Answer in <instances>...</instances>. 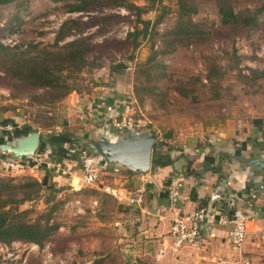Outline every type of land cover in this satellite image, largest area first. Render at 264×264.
Instances as JSON below:
<instances>
[{
	"label": "rangeland",
	"instance_id": "1",
	"mask_svg": "<svg viewBox=\"0 0 264 264\" xmlns=\"http://www.w3.org/2000/svg\"><path fill=\"white\" fill-rule=\"evenodd\" d=\"M258 1L233 0L232 4L235 10H239L257 6ZM128 2L147 8V12L141 15L143 20L153 22L161 16L160 24L151 31L158 35L151 37L150 26L147 37L138 38L137 46L127 37L137 27L141 28L135 15L126 8L107 3L91 6L87 11L69 12L63 1L31 0L24 8L20 0H16L11 5L0 7V31L8 24L14 26L13 32L8 34H16L19 44L39 45L40 48L54 42L63 22L75 21L78 28L58 43L61 45L74 38L85 41L88 65L80 73H71L68 77V84L78 91L71 93H89L99 77L111 82L113 79L109 78L115 76L118 83L113 86L124 96L131 97L126 99L129 107L125 111H129L135 120L147 122L144 130L155 133L156 144L166 150H182V145H205L216 139V131L225 134L228 130L226 134H238L244 129L253 134L257 124L261 123V130L264 128V77L254 83L245 80L251 77L249 69L264 72V15L257 28L222 27L215 3L201 0L192 20L206 23L209 40L202 45L177 46L172 53L158 56L166 76L158 83L160 94L152 99L140 90V83L145 79L140 64L151 55L152 42L154 51L161 49L160 35L171 29L176 21L177 0ZM15 16L20 18L21 23L14 20ZM207 59L215 61L224 74L219 81L218 95L205 79ZM112 67L117 69L116 72L111 70ZM134 86L138 92L134 91ZM42 94L44 91L41 89L17 85L8 79L1 69L0 59V100L7 99V106L13 109L17 108V104L30 108V111L33 108L30 121L41 128V134H52L59 120L58 104L68 95L59 102L47 100L45 105L36 106L33 98ZM161 104L164 106L161 107ZM46 122L51 125L45 126ZM261 133L259 131L256 144L262 149L264 133ZM85 140H79L78 147L85 146ZM25 176L0 172V177L13 178L14 184L20 183ZM81 184L80 189L73 190L69 183H64L56 193V200L62 201L61 208L55 213L60 226L44 246L52 254L50 260L46 258V252L37 253L31 244L13 242L11 249L0 245V264H10L27 255V264H91L97 259L101 260L98 264H123V247L133 244L134 239L125 234V222H122L125 219L120 220L117 215L118 212L125 213L128 207L123 205L125 208L120 209L117 200L110 194ZM49 186L50 183L46 185ZM45 207L39 199L20 205L19 210H30L28 218L33 221ZM136 224L138 222L133 220L132 225Z\"/></svg>",
	"mask_w": 264,
	"mask_h": 264
},
{
	"label": "crops",
	"instance_id": "2",
	"mask_svg": "<svg viewBox=\"0 0 264 264\" xmlns=\"http://www.w3.org/2000/svg\"><path fill=\"white\" fill-rule=\"evenodd\" d=\"M111 70L116 72L117 69L112 67ZM111 79L109 82L105 77H99L91 92L71 93L61 101L56 131L52 134H41V128L30 121L33 108L31 112L30 108L17 104L13 109L7 106V99L0 100V124L13 126L11 133L0 135V144L30 132L39 133L36 153L50 154L63 161L67 173L61 175L67 176L66 183L73 190L80 189L82 171L76 160L78 141L87 139L84 143L89 146L87 141L99 140L100 135L120 136L121 133L111 129V123L113 119L122 118L129 107L126 99L131 97L118 92L113 86L118 83L116 77ZM257 125L261 127V123ZM258 127L253 134L244 129L238 134H226L228 130L225 134L216 131V139L211 142L182 145V150H166L157 145L147 173L122 169L121 173L113 175L110 165L115 164L105 165L100 161L106 166L101 172L104 175L98 185L90 187L100 191L109 187L116 192V197L108 194L117 200L120 209L125 208L123 205L128 207L125 213L118 212L117 215L120 220L125 219L122 221L125 222V234L134 239L133 244L123 247L124 263L264 264V168L252 161L264 160V149L256 144ZM86 145L80 147L99 159ZM9 155L0 151V159ZM37 173L38 177H33L28 172L17 170L10 175L31 176L46 185L60 174L43 169ZM171 186L179 192L174 204L167 199ZM130 198L137 202L129 203ZM228 203L242 210L248 219L247 235L240 250L232 249L227 228L218 225L202 227L195 243L185 244L176 252L168 250L170 229L176 218L204 208L209 217L216 219L227 214ZM133 220L138 224L132 225ZM160 250L166 253L160 256Z\"/></svg>",
	"mask_w": 264,
	"mask_h": 264
},
{
	"label": "trees",
	"instance_id": "3",
	"mask_svg": "<svg viewBox=\"0 0 264 264\" xmlns=\"http://www.w3.org/2000/svg\"><path fill=\"white\" fill-rule=\"evenodd\" d=\"M15 1L0 0V7L11 5ZM30 1L20 0V4L24 8H27L26 5ZM51 1L65 2L69 12L87 11L91 6L105 3L126 8L135 15L138 23L141 25V28L137 27L127 35L129 39H132L134 46L139 44V37H142V39L147 37L150 26L151 32L161 22V16L153 20V22L147 19L143 20L141 15L147 12V8L137 6L128 2V0ZM200 1L177 0L176 21L171 29L166 30L160 35L162 40L161 49L154 51V42H152L150 45L151 55L144 63L140 64L141 72L145 74V79L140 83V90L145 95L152 97V99H156L160 94L158 83L166 76L164 65L158 60V56L172 53L177 46L202 45L209 40L210 32L205 28L206 23L194 22L192 20L193 15L198 10ZM212 1L215 3V11L222 27L253 29L261 25V18L264 15V0H259L257 6L244 7L239 10L234 9L232 4L233 0ZM14 20H19L18 23H21L18 16H15ZM104 25L107 26V22ZM78 26L73 20L63 22L55 35L54 42L40 48H38L39 45L28 46V44H19V46L10 48L0 42L1 69L4 75L8 79L15 81L17 85H26L44 91V94L37 95L33 98L37 102V104L33 103L36 106L43 105L47 100V102L56 103L71 92L78 93L77 90L68 84L67 79L71 73H80L88 65L86 61L85 41L83 38H74L61 45L58 44L68 37L73 29L78 28ZM14 29V26L8 24L7 28L0 31V39L5 34L13 32ZM101 31H104V29H101ZM154 35L156 36L158 33L151 32V37ZM232 56L233 58L236 57L235 50H233ZM206 71L205 79L209 85H213V90L218 95L217 91L220 89L219 81L224 74L221 72L217 63L211 59H207ZM249 72L251 77H246L245 80L247 82L252 81L254 83L256 79L258 80L264 77V72L262 71L249 69ZM134 91H139H137L136 86H134ZM163 106L164 104H161V107ZM53 123L54 121L52 120L51 124ZM51 124L46 122L45 126ZM259 131L263 134L264 128L261 130L259 126ZM157 145L155 142L153 152ZM57 177H60L59 182L56 180ZM56 179L55 181H51L49 187H46L47 184L45 185L43 181L31 176H25L18 184L13 183V178L0 177L1 244L10 246L13 242H21L35 244L39 248H43L45 243L57 233L60 224L55 219V213L61 208L62 201L56 200L55 197L56 193L62 189L63 184L66 183L67 176L56 174ZM94 190L99 191L97 189ZM43 191L47 192V194H43ZM39 199L46 206L45 210L37 213L34 220L30 221L28 214L31 211H21L19 210V206ZM99 262L101 260L97 259L91 264H98Z\"/></svg>",
	"mask_w": 264,
	"mask_h": 264
},
{
	"label": "built area",
	"instance_id": "4",
	"mask_svg": "<svg viewBox=\"0 0 264 264\" xmlns=\"http://www.w3.org/2000/svg\"><path fill=\"white\" fill-rule=\"evenodd\" d=\"M1 26V23H0ZM14 33L5 34L0 42L7 47L14 48L19 46L17 38H15ZM147 122L141 120H135L132 114L126 112L123 117L119 120L113 119L111 126L113 130L118 133H124L128 130H134L139 132L147 128ZM13 131V126L11 124L0 125V135L9 134ZM76 160L79 168L82 171L81 182L85 185L96 186L100 183L101 177L104 175L102 169L106 166L100 164V160L91 155L87 149L83 147H77L76 150ZM111 174L118 175L121 173L122 168L117 165H110ZM40 169L47 170L50 172H56L60 174H66V168L63 161L53 158L50 154H38L35 153L32 156H26L21 158H13L10 155L0 159V172L5 174H11L13 171L22 170L28 172L31 176L37 177L38 171ZM103 190L110 193L113 197H116V192H114L109 187H104ZM179 196L178 189L175 186H171L167 192V199L170 204H174ZM129 203H135L137 200L133 198L128 199ZM247 217L245 213L237 207H234L232 203H228V211L226 215L218 216L216 219L212 216L209 217L204 208H199L192 214L176 218L173 221L170 229L171 244L169 247L170 252H176L185 244H193L199 238V232L202 227L205 226H224L227 228V236L229 243L233 250H240L246 235H247ZM1 246L8 247L11 249V245ZM45 246V245H44ZM31 248L38 251L37 253L46 252V258L49 260L52 258L51 252L48 247L39 248L35 244H31ZM7 250V249H5ZM44 250V251H43ZM165 250H160L158 254H165ZM28 255L20 260L12 262L10 264H27ZM44 264H47L46 262Z\"/></svg>",
	"mask_w": 264,
	"mask_h": 264
},
{
	"label": "water",
	"instance_id": "5",
	"mask_svg": "<svg viewBox=\"0 0 264 264\" xmlns=\"http://www.w3.org/2000/svg\"><path fill=\"white\" fill-rule=\"evenodd\" d=\"M39 140V133L30 132L0 144V151L13 158L32 156L38 149ZM155 140L156 134L148 130H128L125 135L112 137L105 134L100 135L99 140L87 142L103 164H115L132 173H147L152 164ZM252 161L264 168V160Z\"/></svg>",
	"mask_w": 264,
	"mask_h": 264
}]
</instances>
